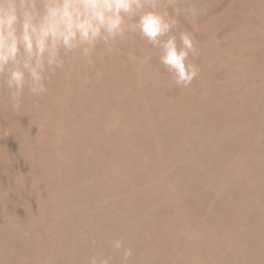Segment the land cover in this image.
<instances>
[{
  "label": "rangeland",
  "instance_id": "1",
  "mask_svg": "<svg viewBox=\"0 0 264 264\" xmlns=\"http://www.w3.org/2000/svg\"><path fill=\"white\" fill-rule=\"evenodd\" d=\"M199 75L129 31L40 97L0 90V264H264V0H162Z\"/></svg>",
  "mask_w": 264,
  "mask_h": 264
},
{
  "label": "clouds",
  "instance_id": "2",
  "mask_svg": "<svg viewBox=\"0 0 264 264\" xmlns=\"http://www.w3.org/2000/svg\"><path fill=\"white\" fill-rule=\"evenodd\" d=\"M162 0H0V90L18 110L27 95L40 97L69 54L90 59L98 47L111 50L129 31L159 49V63L177 87L189 88L199 75L190 56L199 55L193 35L160 11ZM108 244L129 264L133 249L122 238ZM94 251L86 264H113V256Z\"/></svg>",
  "mask_w": 264,
  "mask_h": 264
}]
</instances>
